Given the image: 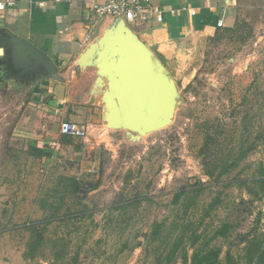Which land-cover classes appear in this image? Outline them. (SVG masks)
<instances>
[{"label": "rangeland", "instance_id": "obj_1", "mask_svg": "<svg viewBox=\"0 0 264 264\" xmlns=\"http://www.w3.org/2000/svg\"><path fill=\"white\" fill-rule=\"evenodd\" d=\"M241 6L239 27L212 37L196 77L184 88L178 84L169 125L140 140L124 130H106L97 137V153L87 151L80 159L64 153L56 163H44L30 145L39 120L29 89L0 79V253L10 248L21 257L29 238L27 223L45 217L36 200L56 189L59 178L76 177L89 186L84 196L66 197L62 213L76 212L75 218L48 226L46 235H68L74 248L81 247L82 264H156L161 252L146 246V235L163 221L165 236H174L181 223L207 238L231 224L229 237L212 245L222 249V264L228 251L239 264H247L241 239L247 234L264 239V191L254 183L249 190L211 184L200 155L206 134L219 138L224 149L237 151L247 122L252 131L248 140L262 138L259 149L230 177L238 171L245 177L264 174V0H243ZM95 160L97 173H87ZM200 184L204 191L189 210L192 194L174 204L175 194ZM62 194L52 192L49 200L59 202ZM122 206L127 208L119 211Z\"/></svg>", "mask_w": 264, "mask_h": 264}, {"label": "crops", "instance_id": "obj_2", "mask_svg": "<svg viewBox=\"0 0 264 264\" xmlns=\"http://www.w3.org/2000/svg\"><path fill=\"white\" fill-rule=\"evenodd\" d=\"M6 1L13 2V6L0 11V79L29 89L31 103L38 109L34 117L39 120L35 123L38 135L30 142L31 148L44 163H56L57 157L64 153L77 159L87 151L97 153V137L106 130L112 131L104 119L102 96L107 80L99 84L94 67L78 65L81 56L108 29L124 23L163 62L177 89L179 83L184 88L198 74L204 56L201 53L207 43L218 32L234 28L243 0H161L164 22L141 26L109 17L95 20L92 4L104 0ZM220 20L221 28L217 26ZM18 38L53 61L56 73L49 76L44 64H30V56L24 54ZM62 122L87 126L88 139L62 135L59 130ZM96 165L95 160L87 173L96 170ZM13 250L8 248L0 253V264L30 262L24 260L23 254L16 257Z\"/></svg>", "mask_w": 264, "mask_h": 264}, {"label": "trees", "instance_id": "obj_3", "mask_svg": "<svg viewBox=\"0 0 264 264\" xmlns=\"http://www.w3.org/2000/svg\"><path fill=\"white\" fill-rule=\"evenodd\" d=\"M239 25L238 21L234 28H227L225 32H234ZM245 119L248 120L247 116ZM248 125L246 122L237 151L235 148L224 149L221 147L219 138L212 134H206L200 155L203 157L206 177L209 178L211 184L222 185L223 188L237 185L249 190L248 185L254 183L259 184L264 191V174L245 177L242 175L243 171H238L233 177H230V174L238 169L243 161L259 149L258 141L262 138L258 136L255 141L250 142L248 138H250L252 131L249 130ZM59 180L56 189L44 198L36 200V205H39L40 209L44 211L45 217L42 220L27 223L26 229L29 232V238L25 243L23 253V258L26 261L48 259L51 264H82L81 247L74 248L68 235L66 237H48L46 232L48 226L54 223H66L75 218L74 213L76 212L62 213L66 197L70 195L82 196V191L89 184H85L76 177H61ZM204 187L200 184L181 190L175 194L174 204H179L185 193L192 194V201L187 204V210H189L191 206L197 203V198L204 191ZM93 189L95 186L91 185V190ZM52 192L54 194L63 193L59 197V202L49 200L53 197ZM126 208L127 206H122L118 210ZM210 208H214V203L210 205ZM152 227L151 234L146 235V246L154 247L156 253L161 252L156 259V264H175L178 260L185 264H222L220 260L222 249L212 245V243L219 238H228L232 225L223 224L216 229L210 238L205 237L202 233L199 234L198 230H194L191 224L177 223L174 236L164 235L166 221L155 222ZM241 243L244 245L243 257L247 264H264L263 239H260L258 235L250 237V234H247L243 236ZM163 247L165 248L164 252L161 251ZM188 247L193 250L191 255ZM225 263L239 264L236 256L230 251L227 253Z\"/></svg>", "mask_w": 264, "mask_h": 264}, {"label": "water", "instance_id": "obj_4", "mask_svg": "<svg viewBox=\"0 0 264 264\" xmlns=\"http://www.w3.org/2000/svg\"><path fill=\"white\" fill-rule=\"evenodd\" d=\"M17 41L30 56V64H44L49 76L56 73L53 61L32 44ZM78 65L94 67L99 84L107 80L102 96L107 128L126 130L131 139L140 140L171 123L178 103L176 83L163 62L124 23L108 29Z\"/></svg>", "mask_w": 264, "mask_h": 264}, {"label": "built area", "instance_id": "obj_5", "mask_svg": "<svg viewBox=\"0 0 264 264\" xmlns=\"http://www.w3.org/2000/svg\"><path fill=\"white\" fill-rule=\"evenodd\" d=\"M6 6H13V2L0 0V11H3ZM91 10L95 20L109 17L122 19L136 26L154 22L162 24L165 14L161 0H104L101 3L92 4ZM170 12L175 13L174 10ZM190 14L194 15L195 12H190ZM217 26L223 27V21H218ZM59 130L62 135L78 140H86L89 137L87 126L73 122H62ZM91 173L96 174L97 171L93 170Z\"/></svg>", "mask_w": 264, "mask_h": 264}]
</instances>
